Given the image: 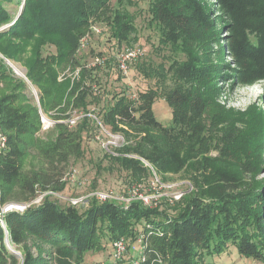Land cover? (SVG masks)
Masks as SVG:
<instances>
[{"label":"trees","instance_id":"1","mask_svg":"<svg viewBox=\"0 0 264 264\" xmlns=\"http://www.w3.org/2000/svg\"><path fill=\"white\" fill-rule=\"evenodd\" d=\"M211 2L215 16L225 20L224 34L216 39L211 9L199 0H0V55L26 68L27 80L39 89L42 112L64 120L93 110L109 132L128 134L127 128L136 134L134 143L119 150L136 157L89 155L95 176L115 174L120 183L110 186L122 194V177L129 184L148 176L143 160L158 175L184 173L194 187L182 207L161 211L96 199L72 205L46 195L39 206L4 214L0 264H208L230 252L264 264V179L258 177L264 121L252 105L238 112L218 102L219 83L238 88L264 81V0ZM138 3L147 5L146 26L156 30L153 51L165 54L167 66L166 75L157 73L153 86L138 89L131 101L124 91L109 90L75 55L84 40L92 43L96 29L102 44L109 39L112 55L127 49L137 39L129 8ZM208 38L219 55L198 53ZM64 67L79 68L71 84L57 82ZM136 72L150 76L144 67ZM26 88L0 59V207L31 203L49 190L64 192L61 178L69 160H81L87 140L100 132L84 117L70 128L57 123L53 138L41 141L38 109ZM158 100L171 110L168 125L154 116ZM32 151L42 168L25 170ZM92 181L89 188H95ZM5 232L20 259L5 245ZM120 239L126 253L138 241L133 261L123 260L126 253L114 261L113 243ZM98 255L101 260H92Z\"/></svg>","mask_w":264,"mask_h":264},{"label":"rangeland","instance_id":"2","mask_svg":"<svg viewBox=\"0 0 264 264\" xmlns=\"http://www.w3.org/2000/svg\"><path fill=\"white\" fill-rule=\"evenodd\" d=\"M203 3L207 9H211V14L209 13V17L213 20V25L216 30L212 29V37H222L224 34L223 26V19L222 16H215L217 13L214 10L212 5V0H199ZM147 5L146 3H138L137 6H133L129 8L130 13L135 19V23L137 26V39H135L127 48H141L145 51L144 56L139 60L132 62L129 65V71L127 75H122L118 72L117 69V59L115 54L109 53L106 48L108 47L110 41L107 40L106 44H102L101 41L97 40V36L99 35L100 30L96 29V35H93L92 43H87L84 40L77 52H76V59L86 67H90L97 72V76L100 77V81L107 83V88L109 90H118L121 91L129 97L131 101L136 100V91L141 87H144L148 84L150 87L153 86L154 83V76L157 73L161 72L166 75V64L162 62L163 52L158 49L157 52L153 51V47L157 45L155 32L156 30L153 27H148L147 25ZM100 28V27H99ZM102 39V37H101ZM105 40V38L103 37ZM105 43V42H104ZM91 46L95 49H102L105 52L102 55H97L96 50L91 51ZM218 45L212 43L210 38L207 39L206 43L201 46H197L198 53H208L209 55H219L216 51ZM30 48L28 47L27 50ZM53 51V49H52ZM27 53V52H26ZM168 55L170 52L167 51ZM29 56V52L26 55H23V60ZM214 58V56H211ZM0 59L3 65L6 67L13 77L17 78L19 81L24 82L26 84L25 95L28 99L32 101V103L38 107L39 99H40V92L39 89L31 84L26 76L24 78L19 77L12 67L8 63L18 65L26 74V68L22 65L21 62H15L11 60H7L0 55ZM226 61L229 60L228 57H224ZM216 61L213 59L212 62ZM164 65V69H161L159 65ZM149 66V67H148ZM138 67H144L146 70H150V76L146 80L143 78L141 74L137 71ZM114 72H110V71ZM76 69H72L70 67H64L60 70L57 74V82L59 84L69 82L72 83L74 76H75ZM111 73V74H110ZM121 75H120V74ZM141 76H139V75ZM166 84H170V77L167 76ZM65 86V84H64ZM218 86L220 87V92L218 96V102L223 104L226 108H231L238 112L247 111L248 108L252 105L256 112H260L262 119L264 121V81L256 82L250 86L232 88L230 83L222 82L219 83ZM96 89L98 86H94ZM67 92V88L65 89ZM36 96H35V94ZM40 106V104H39ZM92 107L96 108V104H92ZM41 109V108H40ZM153 113L155 118L162 123L163 125H168L171 119V110L167 106V104L163 100H158L154 103L153 106ZM48 116L53 117L52 112L47 113ZM128 134H125L126 137V144L120 148H109L110 152L105 151V142L107 140L106 137H102L99 133H96L94 136H91L87 142V153L85 156L77 161L74 158L69 160V164L63 172V176L61 178V182H65V190L64 192H53L47 191L43 195L36 198L32 203L33 205L40 204L44 197L49 196L51 199H59L61 201L69 202L74 205L70 200H76L79 204H84L87 199H96L94 193L96 192H103L109 195H114L117 198H124L128 197L129 195H134L137 198L138 204H140L143 208L149 211H161L163 208L166 207H176L177 204H181L182 207L187 201L194 191V187L190 180L186 179L184 173L179 174H165V175H158L147 162L143 161L144 166L150 171L148 176L138 180L133 181L129 184L122 179V187L121 193L118 194L113 187L110 186V183L116 181V175H106L101 173L100 175L97 174L95 176V166H93V160L89 158V155L92 157L98 158L101 157L104 153L109 156H126V157H136L132 154H122L119 150L125 149L129 147L132 143H134L136 139V134L130 131L127 128H123ZM54 136V128L49 131L48 133L40 134L41 141H49ZM99 136V138H97ZM262 153H261V168L259 173V179H264V143L262 146ZM261 149V150H262ZM91 164H90V163ZM41 169L42 163L38 156L32 151L29 153L24 161V169ZM74 171L73 178L71 174ZM119 179V180H121ZM92 181V185H94L95 181V188H89L88 185ZM120 183V181H116ZM105 186V187H101ZM190 186V187H189ZM260 192H264V188L259 190ZM97 200V199H96ZM115 201V200H114ZM117 202V201H116ZM119 203V202H117ZM25 205V206H24ZM26 207L25 203H17L12 202L8 203L2 207H0V218L3 221V215L10 210H17V209H24ZM14 208V209H13ZM16 208V209H15ZM138 241H136L133 246L130 247L129 252L126 253L124 261H133L132 255L134 257L139 256L137 247ZM133 247V248H132ZM13 253H17L15 255L18 259H20L19 251L13 247ZM134 251V252H133ZM10 253H12L10 251ZM12 253V254H13ZM14 255V254H13ZM87 260H90V255L86 256ZM106 260V257L104 256ZM92 260L98 261L101 260L100 256L92 257ZM103 261V259H102ZM208 264H260L258 261L254 260L253 258H246L243 256L238 255L236 252H230L228 254H222L220 256L212 257L208 260Z\"/></svg>","mask_w":264,"mask_h":264},{"label":"built area","instance_id":"3","mask_svg":"<svg viewBox=\"0 0 264 264\" xmlns=\"http://www.w3.org/2000/svg\"><path fill=\"white\" fill-rule=\"evenodd\" d=\"M144 53H145V51L141 48H127V49H124L123 51H121L119 54L116 55L118 71L122 75H127L128 71H129V65L132 62L136 61L137 59L143 57ZM78 70H79V68H76V73L78 72ZM35 96H36V94H35ZM37 109H38V114H39L40 134L41 135H42V133H48L49 131H51L57 123H63L67 127L70 128V127L74 126L77 121L86 117V118H89L92 121H94V123H96V125L100 129L99 134L103 138L104 137L107 138L106 142L104 143L105 148H106L105 149L106 152H110L109 148H111V149L112 148H120L126 144L125 135L122 132L112 133V132H109L108 130H106L102 126L99 116L93 110L89 111L88 113H75V112H73L71 117L69 115V117L65 118L64 120H56L54 117L48 116L46 113L42 112L39 104H38ZM97 138H99V136ZM0 141H1V145H2L3 137L1 135V133H0ZM73 176H74V171L71 174L72 178H73ZM94 196L100 202H106V201L116 202L117 201V202H119V205H121V207L124 209L128 208L132 203L137 202V198L134 197V195H129L128 197H126V199H124V198H117V197H114V195L112 196V195H109V194H106L103 192H96V193H94ZM70 201L74 205L78 204L77 202H79V200L78 201L70 200ZM31 203L26 204V207ZM24 209H23V211H24ZM14 211L21 212L22 210H14ZM0 221L2 222L1 218H0ZM125 253H126L125 242L122 239L116 240L113 243V259H114V261L116 263L121 261L123 256L125 255Z\"/></svg>","mask_w":264,"mask_h":264},{"label":"water","instance_id":"4","mask_svg":"<svg viewBox=\"0 0 264 264\" xmlns=\"http://www.w3.org/2000/svg\"><path fill=\"white\" fill-rule=\"evenodd\" d=\"M10 67H12V66H10ZM13 68V67H12ZM13 70H14V68H13ZM15 71V70H14ZM22 75H18L17 73H16V71H15V73L19 76V77H22V78H24L25 77V74H24V71L22 70ZM32 205H33V203H31ZM31 204H29L27 207H29ZM35 206H39V204H37V205H35ZM26 207V208H27ZM26 208L24 209V210H26ZM17 210H22L23 211V209H17ZM11 211H14V210H10L9 212H11ZM4 216V215H3ZM3 223V222H2ZM6 233V238H5V240H4V243H5V245L9 248V250L13 253V251H12V248H13V246H10V244H9V238H8V235H7V232H5ZM14 255H17V253L15 252V253H13Z\"/></svg>","mask_w":264,"mask_h":264},{"label":"bare ground","instance_id":"5","mask_svg":"<svg viewBox=\"0 0 264 264\" xmlns=\"http://www.w3.org/2000/svg\"><path fill=\"white\" fill-rule=\"evenodd\" d=\"M10 66H12L14 68V70L16 71V73L18 75H22V69L18 66V65H15V64H11V63H8ZM22 78V77H21Z\"/></svg>","mask_w":264,"mask_h":264}]
</instances>
